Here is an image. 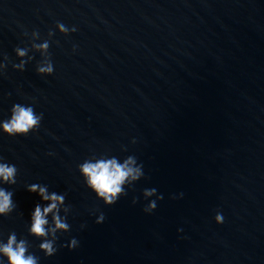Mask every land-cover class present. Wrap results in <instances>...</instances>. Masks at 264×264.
<instances>
[{
	"label": "water",
	"instance_id": "obj_1",
	"mask_svg": "<svg viewBox=\"0 0 264 264\" xmlns=\"http://www.w3.org/2000/svg\"><path fill=\"white\" fill-rule=\"evenodd\" d=\"M45 39L51 76L37 74L35 51L12 68L17 46ZM5 55L0 119L14 103L44 113L27 136L0 133V155L19 170L5 239H28L40 264H264V0H0ZM93 153L143 165L111 206L77 170ZM29 183L67 194L71 228L51 257L27 232L39 201ZM72 237L77 248L61 246Z\"/></svg>",
	"mask_w": 264,
	"mask_h": 264
},
{
	"label": "clouds",
	"instance_id": "obj_2",
	"mask_svg": "<svg viewBox=\"0 0 264 264\" xmlns=\"http://www.w3.org/2000/svg\"><path fill=\"white\" fill-rule=\"evenodd\" d=\"M55 30L61 34L68 35L77 31L75 25L69 27L63 22H57ZM33 41L40 39L39 31H31ZM25 36L29 33L25 31ZM55 35L54 31H49L48 36ZM73 45V51L76 50ZM50 41L45 39L41 42L31 43L30 48L27 46H17L14 49L18 62L12 63V68L23 72L26 65L34 59L29 55L30 51L39 52L43 59L37 63L36 72L41 76H51L55 71L54 63L49 53ZM8 57L5 55L0 59V75H3L7 69ZM44 118V113L35 111L34 103H14L12 104L9 114L0 119V133L10 137L27 136L30 132L39 129ZM135 142V141H133ZM49 156L54 153L49 152ZM77 170L83 178L85 186L91 190L97 199L102 200L105 205L111 206L115 204L120 196L125 193V186L139 180L143 176V165L137 163V159L133 155H128L123 159L116 155H108L105 153L88 156L77 165ZM18 167L15 163L7 160L0 155V217L10 216L18 207L14 199V190L11 186L17 184ZM25 190L29 193H35L39 197V201L34 205L29 214L27 224V232L29 236L40 240L39 250L46 257H51L58 251L57 233L70 231L71 225L68 223L67 215H61L69 212L66 206V193L50 191L49 186L44 183H29L25 185ZM156 190H146L145 196H152ZM183 196V193H181ZM159 199H163L162 196ZM157 205L155 201H151L145 211H154ZM51 217V220H49ZM104 215L100 214L96 218V223L104 222ZM224 215L217 212L215 222L217 224L224 223ZM84 225H81L83 228ZM178 231H183L179 229ZM62 247L69 250L79 246V240L72 237ZM0 264H40V257L30 251V243L26 238H18L15 231L7 234L6 239L0 232Z\"/></svg>",
	"mask_w": 264,
	"mask_h": 264
}]
</instances>
